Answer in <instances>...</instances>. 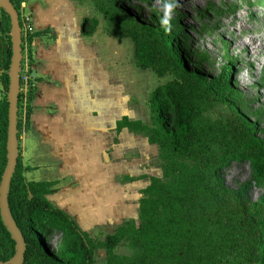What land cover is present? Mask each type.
<instances>
[{
  "label": "trees",
  "instance_id": "16d2710c",
  "mask_svg": "<svg viewBox=\"0 0 264 264\" xmlns=\"http://www.w3.org/2000/svg\"><path fill=\"white\" fill-rule=\"evenodd\" d=\"M20 27L21 1L10 0ZM107 18L106 33L128 37L133 42L134 61L151 68L157 76L172 77L154 88L148 99L150 125L123 117L116 130L127 127L142 132L158 147L161 176H151L141 190L138 222L126 219L103 239H93L72 217L54 207L46 195L54 181L25 180L21 160L10 179L9 211L25 243L22 264H96L95 249H103L102 264H263L264 225L257 204L246 202L241 189L227 188L219 169L230 162H246L255 179H264V138L228 96L229 65L224 77L206 81L192 70L193 62L183 53L169 22L154 18L144 21L134 16L126 0H92ZM98 20L85 15L80 30L92 35ZM9 16L0 7V179L6 163L8 68L11 56ZM34 29L24 37L31 71L30 45ZM195 65V63H193ZM30 76L27 101L33 91ZM235 93V92H234ZM20 101L18 121L20 128ZM218 104L230 111L225 117L207 113ZM29 114L26 107L25 121ZM18 136V133H17ZM53 234L62 243L52 249L47 240ZM126 240L131 253L119 254L116 245ZM15 242L0 217V260L9 259Z\"/></svg>",
  "mask_w": 264,
  "mask_h": 264
},
{
  "label": "crops",
  "instance_id": "0c3cea01",
  "mask_svg": "<svg viewBox=\"0 0 264 264\" xmlns=\"http://www.w3.org/2000/svg\"><path fill=\"white\" fill-rule=\"evenodd\" d=\"M20 4L37 31L30 45L35 76L27 122L28 102L19 115L25 180L54 181L47 199L86 232L135 219L141 190L151 176L160 177L150 164L157 146L142 132L117 131L116 125L123 117L150 125L148 99L164 76L136 66L132 40L108 35L107 20L90 0ZM86 14L98 20L92 35L80 30ZM27 60L26 53L21 67H29ZM28 173L43 176L28 179Z\"/></svg>",
  "mask_w": 264,
  "mask_h": 264
},
{
  "label": "rangeland",
  "instance_id": "374dc122",
  "mask_svg": "<svg viewBox=\"0 0 264 264\" xmlns=\"http://www.w3.org/2000/svg\"><path fill=\"white\" fill-rule=\"evenodd\" d=\"M126 1L131 13L141 20L151 21L154 18L169 22L176 33L179 47L195 63L190 64L191 69L206 81L223 76L224 67L229 65L230 74L226 78L228 89L232 92L228 96L240 113L254 123L258 136L264 138V0ZM90 2L96 15L107 20L92 0ZM25 47L27 51V43ZM171 77L166 74L162 79L166 81ZM207 114L211 118L225 117L230 111L224 104H218ZM150 164L157 168L161 176L158 156ZM219 175L227 188L241 189L246 202L257 204V212L264 225V179H255L246 162H230L219 169ZM26 176L28 179H38L43 175L28 173ZM84 226L79 225L80 228ZM116 227L103 225L89 230L88 234L93 239H103ZM62 239L59 234H53L47 242L55 249ZM262 242L264 255V235ZM114 251L129 255L131 248L126 240H122ZM93 258L96 264L104 263L105 251L95 249Z\"/></svg>",
  "mask_w": 264,
  "mask_h": 264
},
{
  "label": "water",
  "instance_id": "95a60500",
  "mask_svg": "<svg viewBox=\"0 0 264 264\" xmlns=\"http://www.w3.org/2000/svg\"><path fill=\"white\" fill-rule=\"evenodd\" d=\"M0 7L9 16L11 56L8 68V86L6 99L7 109V133H6V163L0 179V217L15 242L13 255L0 264H22L24 259L25 243L20 230L9 211L7 195L12 174L18 157V95L20 88V67L22 60L21 27L18 14L10 0H0ZM31 76H35V70H31Z\"/></svg>",
  "mask_w": 264,
  "mask_h": 264
},
{
  "label": "built area",
  "instance_id": "2783aa9c",
  "mask_svg": "<svg viewBox=\"0 0 264 264\" xmlns=\"http://www.w3.org/2000/svg\"><path fill=\"white\" fill-rule=\"evenodd\" d=\"M20 13H21V21H22V28L21 30L23 31V35L24 37L26 36V34L30 31L33 30L32 25L30 23V18L29 15L27 13H25L23 11V6L20 8ZM25 44H26V40L24 42V54H26L25 52ZM30 71H29V67L24 65V67H20V88H19V94H21V101H20V105L23 109L26 106L27 103V92L29 89V81H30ZM24 123V120L23 122ZM23 128V126H20V129Z\"/></svg>",
  "mask_w": 264,
  "mask_h": 264
}]
</instances>
